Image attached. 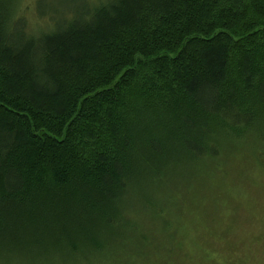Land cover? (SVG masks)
Returning <instances> with one entry per match:
<instances>
[{"label":"trees","instance_id":"obj_1","mask_svg":"<svg viewBox=\"0 0 264 264\" xmlns=\"http://www.w3.org/2000/svg\"><path fill=\"white\" fill-rule=\"evenodd\" d=\"M28 1L0 0V262L112 264L131 203L264 150V0ZM199 242L190 264H264Z\"/></svg>","mask_w":264,"mask_h":264},{"label":"rangeland","instance_id":"obj_2","mask_svg":"<svg viewBox=\"0 0 264 264\" xmlns=\"http://www.w3.org/2000/svg\"><path fill=\"white\" fill-rule=\"evenodd\" d=\"M49 1L58 8L63 0ZM29 7L31 19H38L39 5ZM242 148L211 173L184 170L171 177L163 192H150L157 203L153 213L145 210L146 216L140 217L132 199V232L115 251L112 264H190L184 255L198 253L204 236L221 242L227 236L256 260L264 245V150L250 143ZM142 236L147 241L141 242ZM176 241L181 245L177 259V253L169 252ZM259 259L264 261V255Z\"/></svg>","mask_w":264,"mask_h":264}]
</instances>
